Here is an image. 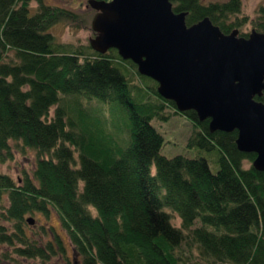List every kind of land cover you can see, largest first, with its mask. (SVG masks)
<instances>
[{
    "label": "trees",
    "instance_id": "trees-1",
    "mask_svg": "<svg viewBox=\"0 0 264 264\" xmlns=\"http://www.w3.org/2000/svg\"><path fill=\"white\" fill-rule=\"evenodd\" d=\"M170 2L189 26L208 17L229 34L245 22L242 0ZM59 23L88 26L44 0H0V163L21 148L37 155L18 181L0 173V197L10 201L3 215L15 229L0 224V242L24 259L70 260L55 226H42L38 239L26 231L35 221L27 215L56 211L81 264H264V172L245 166L256 155L238 150L237 131L212 133L209 120L184 112L196 129L188 145L215 149L218 170L202 157L161 155L151 120L167 119L165 106L180 114L175 104L115 49L101 55L57 42L51 30ZM252 24L264 34V6ZM94 102L122 107L126 128Z\"/></svg>",
    "mask_w": 264,
    "mask_h": 264
},
{
    "label": "water",
    "instance_id": "water-1",
    "mask_svg": "<svg viewBox=\"0 0 264 264\" xmlns=\"http://www.w3.org/2000/svg\"><path fill=\"white\" fill-rule=\"evenodd\" d=\"M95 11L89 45L115 49L180 113L194 111L210 132H234L240 152L264 172V34H225L210 18L189 26L170 0H89Z\"/></svg>",
    "mask_w": 264,
    "mask_h": 264
},
{
    "label": "rangeland",
    "instance_id": "rangeland-1",
    "mask_svg": "<svg viewBox=\"0 0 264 264\" xmlns=\"http://www.w3.org/2000/svg\"><path fill=\"white\" fill-rule=\"evenodd\" d=\"M229 0H201L202 4L209 5L215 3H224ZM45 4L48 6L59 8L67 11H71L77 14L83 19H87V27H81L78 24L77 28L67 23H59L55 25L51 33L56 37L57 42L70 44L75 47L89 45V40L94 37V32L91 29V21L95 15V11L89 6V0H44ZM264 6V0H242V12L238 16L239 22H244L240 27H236L240 34L244 33L249 35L254 29L252 22L257 16V10ZM33 10L37 9V3L32 2ZM236 18V17H234ZM241 36V35H240ZM134 81L138 84L140 81L137 74L132 75ZM135 83V84H137ZM140 85V84H139ZM103 106V113L101 114L103 118H112L115 124L122 123L128 125L127 115L122 107L116 103H101ZM99 103L94 102L91 107L96 111L102 112V106ZM55 108L51 109V115L53 114ZM163 114L167 116V119L161 120L159 118H154L151 120L152 126L159 132L163 137V145L160 149V154L167 157L173 158L175 156L181 155L187 158H198L202 157L208 161L209 168L212 172L218 170V152L213 149L207 151L205 149L199 148L197 146H189L188 140L190 136L196 132L195 127L190 122V120L183 116L182 113L176 114L171 107L165 106ZM124 138L127 137V133H124ZM13 158L7 160L5 163H0V173L11 176L15 181L22 178L23 172L32 173L35 162H36V152L32 149L21 148L20 150H14ZM47 155H45L46 157ZM253 162L246 161L245 166L249 167ZM153 173H155V168H152ZM10 206L9 196L7 193H3L0 197V224L4 225L6 229L14 232V223L6 220L3 213ZM92 212L96 215V210L92 208ZM33 218L35 221L31 223V227L26 228L27 234L38 239V236H42L41 227L45 226L49 228L50 226H55L57 231L63 236L65 243L68 248V257L70 260L63 256L54 257L51 260L45 262L40 259H24L19 257L14 248L10 245L0 242V264H81V257L74 252V248L66 234L61 228L59 216L56 211L51 212L50 218H47L40 214L27 215V219ZM175 224L179 225L180 221L175 219ZM50 239V236H44L42 239L46 242ZM69 260V261H68ZM191 264H206L201 261L198 257L191 260Z\"/></svg>",
    "mask_w": 264,
    "mask_h": 264
}]
</instances>
